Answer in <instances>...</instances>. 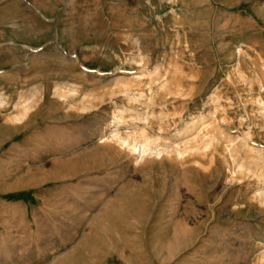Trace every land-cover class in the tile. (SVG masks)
<instances>
[{
    "label": "rangeland",
    "instance_id": "374dc122",
    "mask_svg": "<svg viewBox=\"0 0 264 264\" xmlns=\"http://www.w3.org/2000/svg\"><path fill=\"white\" fill-rule=\"evenodd\" d=\"M0 264H264V0H0Z\"/></svg>",
    "mask_w": 264,
    "mask_h": 264
},
{
    "label": "bare ground",
    "instance_id": "6f19581e",
    "mask_svg": "<svg viewBox=\"0 0 264 264\" xmlns=\"http://www.w3.org/2000/svg\"><path fill=\"white\" fill-rule=\"evenodd\" d=\"M143 140L144 141H149V137L148 136H146V135H144V137H143ZM25 246L26 248H30V245L28 244V242L27 241H23V242H20V241H18V242H16V243H14V246L13 247H11V248H15V247H18V246ZM32 246V245H31Z\"/></svg>",
    "mask_w": 264,
    "mask_h": 264
}]
</instances>
